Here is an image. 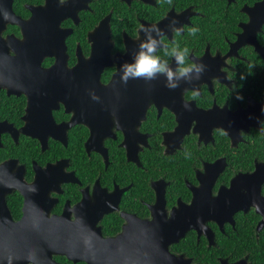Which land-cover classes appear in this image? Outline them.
<instances>
[{
  "label": "flooded vegetation",
  "instance_id": "af4514ba",
  "mask_svg": "<svg viewBox=\"0 0 264 264\" xmlns=\"http://www.w3.org/2000/svg\"><path fill=\"white\" fill-rule=\"evenodd\" d=\"M11 1V10L24 20L35 17L32 7H49L47 13L40 15L36 27L50 30L52 26L57 27L59 21L60 31H70L64 33L68 67L77 66L80 55L87 68L73 75L75 96L63 92L59 98L43 96V93L30 97L27 92H10L8 78L12 70L21 69L20 62L9 65L8 73H2L0 165L6 167L0 170V214L5 208L18 222L26 208L31 222L38 225L45 222L47 208H50L49 216H59L68 204L71 219L89 221L92 218L93 221L92 205L106 210L98 222L103 236L113 237L127 231L125 241L129 247H134L127 239L142 237L149 225L158 222L154 215L160 207L171 218L174 209L185 206V219L188 214L195 218L197 207L192 206L195 190L204 186V206H217L219 201L214 198L224 194L228 207L231 194L226 191L232 180L239 173H252L256 163L264 161L254 155L260 147L255 134L257 130L264 133L261 107L264 104V51L257 50L244 28L254 15L252 7L262 0H172L171 4L168 0ZM1 2L7 0H0V17L4 14L1 19L5 24L2 38L14 35L23 39L22 27L8 19V10L1 8ZM54 16L57 18L53 19ZM107 17L109 26L97 29ZM160 22L159 28L166 33L168 46L187 47L188 62L202 61L206 69L199 80L192 84L181 82L174 90L165 87L163 78L158 83L160 93L144 97L143 79L121 83L120 66L131 62L138 51L144 39L140 29ZM193 27L199 29L195 36L189 32ZM173 28L181 30L176 32ZM256 40L264 48V23L256 33ZM27 41L32 43L30 38ZM57 41L47 44V49L51 51V43ZM34 43L40 47L39 41ZM28 47L31 50L32 46ZM157 54L168 59L173 68L177 67L174 59L164 56L163 48ZM92 59L105 64L100 82L107 90L104 102L107 114L98 113L91 118L96 125L93 136L103 141L106 155L87 149L86 143L93 132L88 125L77 123L62 132L49 122L52 117L55 125L64 124L67 128L69 122H76L84 115L78 100L85 99L94 85L95 65L88 63ZM55 62L56 57L45 56L42 66L50 68ZM251 65L255 67L250 68ZM23 67L28 79L35 76L30 74V64ZM250 71L252 74H248ZM242 74L245 79H241ZM28 84L38 90L37 86L33 87L34 81ZM194 89L199 91L195 98ZM237 93L243 99H237ZM109 101L118 102L120 106L109 105ZM87 105L85 103L88 110ZM47 106L51 107V117L47 115ZM248 108L250 114L246 112ZM244 124L247 127H243ZM47 127L53 129L49 135H46ZM233 128H238L239 135L233 134ZM30 133L38 134L39 138ZM263 142L260 138L259 143ZM241 146L246 148L241 152L243 156L237 154ZM235 156L241 158L243 167H236ZM156 158L175 159L176 170L158 171ZM223 164L225 168H220L219 173L213 172ZM51 165H56L55 169L46 174ZM56 169L71 181L60 184L49 194H45L46 185L34 187L27 195L19 188L21 183L33 184L42 171L45 178L49 176L44 181H52ZM262 191L264 193V185ZM159 193L164 205L158 201ZM85 198L90 201L89 214L81 210L75 213L72 208ZM219 214L221 224L212 219L207 222L211 239L205 232L189 228L183 237L163 249L154 264H264V224L259 228L263 215L253 207L233 211L232 220H225L228 213ZM203 217L199 214L195 219ZM133 247L123 246L124 264H133V261L142 264L135 261L133 255L137 253ZM53 257L59 264H92L84 258L74 260L60 254ZM143 264L149 263L144 261Z\"/></svg>",
  "mask_w": 264,
  "mask_h": 264
},
{
  "label": "water",
  "instance_id": "95a60500",
  "mask_svg": "<svg viewBox=\"0 0 264 264\" xmlns=\"http://www.w3.org/2000/svg\"><path fill=\"white\" fill-rule=\"evenodd\" d=\"M1 3H3L1 8L8 10L7 14L10 15L8 19H10L13 24H18L22 27L24 37L23 39H18L14 35H8L7 37L2 38L1 32L5 24L2 22L3 20L1 17L3 18L4 14L0 17V87L2 86V73H8L9 69L7 68H9V65L20 62L22 66L21 69L18 68L16 70H12L11 75L8 78L10 83L8 84V88L10 92L17 94L27 92L30 97H33L35 94L37 95L43 93V96H51L55 98L56 96L59 98L64 92L67 95H72V97H74V87L73 83H71L73 81V75L75 73L81 74L87 67L82 64L83 59L80 55L78 65L74 68L68 67V54L66 52L64 33H69L70 31L65 30L64 32L61 30V32L58 27L59 21L56 23L57 27L52 26L50 30L42 27H36V25L39 24L40 15L47 13L49 11V7H32L33 15L35 17H32L33 19L30 18L29 20H24L21 17L16 16L13 10H11V0H7L6 3ZM252 11L254 12V15L251 16L250 22L244 25L246 31L245 34H249L248 37L253 39L252 43L255 44L257 50L264 51V48L260 47L256 40V33L261 30L262 24L264 23V0L256 3L254 7H252ZM55 18L57 17L54 16L53 19ZM48 19L49 16L47 17L46 22ZM108 19L109 18L107 17L102 20L97 29L101 26L103 28H107L109 26ZM49 24H51L50 21ZM161 24L162 22H160L158 26H161ZM51 31H53V33H51ZM59 32L61 34H59ZM245 34L244 36H246ZM28 38L31 39V44L27 41ZM58 39L60 41L62 40V42L57 41ZM37 41H39L40 47H36L34 42ZM52 41L57 42L56 44L51 43L53 48L49 51L46 45ZM28 46H32L31 50H29ZM10 51H13V54H10ZM45 56L56 57L55 64L50 68H43L42 66V60ZM92 62H94L95 65V69L93 71L94 85L85 99L80 98V100H78L80 107L84 110V115L76 122H69L66 128L64 127V124H54L51 119V107L47 106L46 110L48 112L47 115L51 117L49 121L50 124L55 129H60L62 132H65L77 123L88 125L90 129H93V132L86 143L87 149L96 150L106 155V149L103 145V141L97 140V138L93 136L96 125L93 124L95 123L93 117L91 118V116H97L98 113H103L104 115L107 114L105 113L106 111H104V102H106L107 90L106 88L104 90V85L100 82L101 70L105 64L95 59L88 61L89 64H92ZM28 64L31 65V76L35 75L31 79L27 78V73L23 67L24 65L28 66ZM89 71L91 73V70ZM163 78L164 77H159V79L151 82L143 80V96L146 97L156 92L160 93L161 87L158 86V83H160ZM79 79L81 82V77ZM28 81H34L36 85L33 87L37 86L38 90L35 91L33 88H30ZM42 82H44V84ZM91 93H95L99 97V100H94ZM111 98H118V96H111ZM85 103H88V110L85 109ZM107 103H109V105L120 106V104L115 101H109ZM261 107H263L262 111L264 113V104ZM87 112H89L88 115L86 114ZM246 112L250 114V108H248ZM244 126L247 127V124H244L243 127ZM239 128H241V126H239ZM45 130L46 135H49L53 129L47 127ZM23 131L25 132L24 129ZM35 131L39 130L35 129ZM178 131L179 129L177 128L175 131L177 136L179 135ZM201 132L203 134L204 130H201ZM232 132L233 134L237 133V135H239L238 128H233ZM229 133L231 134V132ZM233 134H231V136L234 139L235 136ZM30 135L39 138L38 134L30 133ZM5 167V164L0 165V170H4ZM55 167L56 165L49 166L46 174L52 172ZM220 168H225V165L223 164L221 167L218 166V169L213 172L219 173ZM57 171L58 169L55 170L52 176L53 180L50 182L44 181L49 176L46 175L47 177L45 178L42 171L33 184L25 185L24 183H21L19 188L22 190L24 195H27L29 190H34V187L38 188L41 185H46L45 194H49L50 190L60 187V184L71 181L66 179L65 176ZM200 179L203 181L202 178ZM263 185L264 161L256 163L255 169L252 173H239L237 177L232 180L228 191H226L231 194L228 199L230 201L228 207L225 206L224 194H220L221 196L219 195L214 198V200L219 201L217 206H204L206 201L204 198L205 186L203 187L204 189L200 188L198 191L195 190V201L192 206L197 207L196 216L199 214L204 216L203 218L198 219V221L195 219L196 216L194 218L190 214H188L185 219V206L176 210L174 209L171 218H168L165 210L160 207V210L156 212V215H154L158 219V222H155L153 225H149L148 229L144 230L142 237H138L136 240H128L130 238L127 239L128 243L134 244V247H130H133V249H135L134 253H137L136 255H133L135 261H141L142 264L144 261L149 264H154L157 257L162 256L163 249L166 250L171 243L178 241L179 237H183L189 228L194 227L199 233L205 232L211 239L212 237L210 229L207 227V222L212 219L221 224L219 221V212L228 213V217L225 220H232L231 214L233 211L238 209L247 211L253 207L254 204H258L260 208L259 211H256L264 217V194L262 193ZM160 195L161 194L159 193L158 201H161L162 205H164V201ZM89 204L90 201L88 198H85L82 202L72 208V210H75V213L81 210L86 212V214H89ZM202 207L203 214L201 213ZM92 210L94 212L91 216L93 217V221L92 218H89V221H86L80 220V218H77L76 220L71 219V207L68 208V204L64 213L59 216H49L50 208H47L44 215L45 222L37 225L36 223L31 222L32 217L29 215L26 208H24L23 217L18 222H15L4 208L0 214V264H13V262L18 264H28L30 261L35 264H59L53 257L55 254L66 255L74 260L77 258H84L92 264H124L123 255L121 254V251L123 250L122 248L126 245L127 249H130L125 241L127 231L126 233L119 234L117 236L108 238L104 237L101 232V227L98 226V222L106 210L104 209V211H101L98 207L93 208L91 205V211ZM165 218H167V220ZM262 221L263 222L259 225V228L263 226L264 218ZM152 226L157 228V231H155ZM167 228L171 229L167 230Z\"/></svg>",
  "mask_w": 264,
  "mask_h": 264
},
{
  "label": "clouds",
  "instance_id": "9594fccd",
  "mask_svg": "<svg viewBox=\"0 0 264 264\" xmlns=\"http://www.w3.org/2000/svg\"><path fill=\"white\" fill-rule=\"evenodd\" d=\"M64 0H61L63 3ZM171 4L172 0H168ZM144 33V39L138 45V51L133 55L131 62H125L120 66V81L127 84L129 80L143 79L151 82L164 77L165 87L174 90L180 86L181 82L192 84L199 80L206 69V65L202 61L188 62L189 49L180 48L179 44L169 47L166 41V33L160 29L158 25H147L140 29ZM173 31L179 32L181 29L173 28ZM199 31L193 27L189 29L191 35L195 36ZM164 49V56L174 59L177 67L173 68L168 59L158 55V50ZM251 65L250 68H254ZM252 74V72H248ZM241 79H245L242 74ZM94 100H99L95 93H91ZM199 95L198 90H193L192 96L195 98ZM237 99H243L242 95L237 93ZM188 107V105H185ZM263 193V191H262ZM264 194V193H263ZM253 208L259 211L260 206L254 204Z\"/></svg>",
  "mask_w": 264,
  "mask_h": 264
},
{
  "label": "trees",
  "instance_id": "16d2710c",
  "mask_svg": "<svg viewBox=\"0 0 264 264\" xmlns=\"http://www.w3.org/2000/svg\"><path fill=\"white\" fill-rule=\"evenodd\" d=\"M255 137H256L255 141L257 142V144H259L260 147H258L256 149V152H254V155H259V158L264 159V142L261 144L259 143L260 138L264 141V133L261 134L257 130V134H255ZM248 147H251V146H248ZM242 148H243V146H241V148L239 150H237L238 151L237 154L239 156H243V155H241V152L246 151V148L245 149H242ZM244 154H246V153H244ZM239 156L234 157V161L236 162V167H243V165L241 164V158ZM161 159L160 158L154 159L155 163L157 164L158 171L162 172L164 170V172H165L166 170H176L177 163H176L175 159H173V158H166L164 160H161Z\"/></svg>",
  "mask_w": 264,
  "mask_h": 264
}]
</instances>
